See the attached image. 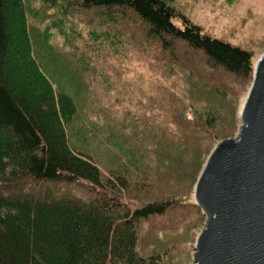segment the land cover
I'll return each mask as SVG.
<instances>
[{"label": "trees", "instance_id": "obj_1", "mask_svg": "<svg viewBox=\"0 0 264 264\" xmlns=\"http://www.w3.org/2000/svg\"><path fill=\"white\" fill-rule=\"evenodd\" d=\"M36 21L59 29L53 37L44 27L40 39L45 51H51L49 46L62 51L72 64L90 57L73 70L78 86L57 80L44 64L36 44L40 40ZM63 23L69 27L64 29ZM82 27H88L86 32ZM100 31L117 38L135 34L155 46L168 64L190 70L189 76L197 75L226 96L230 87L222 79L249 74L253 79L251 51L204 32L166 0H0V264H166L165 255L152 248V242L159 232L180 228L195 207V201L184 197L133 203L135 186L144 189V183L133 187L131 181L132 170L144 165L138 141L134 140L136 147L131 144L122 150L125 169L118 173L103 171L92 154L76 145L75 134L90 133V112L99 118V110L91 106L96 101L85 90L95 75L106 84L107 95L114 87L115 95L134 107L125 110V119L131 116L145 126L136 125L135 135L141 129L152 137L161 131L176 148L187 142L196 123V130H206V137L215 143L206 161L229 137H220L217 131L218 114L201 115L196 106L169 100L160 84L154 95L146 93L147 102L140 98L143 87V91H122L129 81L122 75L129 67L130 52L117 55L123 56L119 59L114 54L111 61L104 59L101 50L106 45ZM85 33L88 43L81 48L78 42ZM67 36L70 44L56 39L66 41ZM90 47L95 52L90 53ZM202 70L203 75L197 73ZM113 74L118 78L115 86ZM158 110L167 117H154ZM162 160L170 165L169 159Z\"/></svg>", "mask_w": 264, "mask_h": 264}, {"label": "rangeland", "instance_id": "obj_2", "mask_svg": "<svg viewBox=\"0 0 264 264\" xmlns=\"http://www.w3.org/2000/svg\"><path fill=\"white\" fill-rule=\"evenodd\" d=\"M166 1L175 8L177 13L185 15L193 23L200 25L204 32L251 51L255 65L259 58L264 55V0ZM65 23H63L64 29L68 26H65ZM36 24L34 29L39 34L37 35L38 39L41 38L40 35L44 27V31L48 35L54 37L59 34V29L55 24L51 23L44 26L40 21H36ZM123 26L119 24V28ZM82 28L84 31L88 29V27ZM66 33L69 34V32ZM100 34L104 37L103 45H106L105 49L101 50L104 59L107 58L108 61H111L113 54L116 56L126 55L125 53L130 52L127 53L129 67L124 68L122 75L129 81L128 85L122 86V91L127 93L129 90L134 92L144 90L140 98L145 99L146 93L154 95L158 92L156 86L160 84L163 89H166L167 93L170 92L175 95L174 98H171L164 91L169 100L196 106L201 115L203 113L212 116L218 114L219 121L217 120L216 122V128L220 132V137L227 138L229 136L228 138H236L239 132L242 108L253 82L251 74L239 79L234 77L222 79V83L228 85L227 88L230 87L228 88L229 96H226L214 85L208 86L207 82L197 79V75L189 76L190 70H183L180 65L172 66V64H168L160 57V52L155 46L148 44L133 33L118 38L117 36L114 37L113 33H106L109 35L106 36L104 32L100 31ZM59 37L56 38L57 41H61L59 44L63 43L65 45L72 42L68 36L69 40L66 41ZM82 40L78 42L81 48L88 43L86 33L83 35ZM36 44L40 56L44 58V64L52 70V73L56 74L54 75L53 73L54 77L57 80H66L68 85L72 83L73 87L78 86L76 81L80 82V80L77 79L78 74L73 70H76V67L82 63L87 64L91 60L90 57L84 58L79 63L76 60L75 64H72L68 61L66 53L62 51L53 50L51 46H49L51 51H45L42 39H36ZM54 47L57 48L56 45ZM110 48L113 50L108 52L107 49ZM54 51L58 52H56L59 56L57 61ZM89 52L93 53L95 50L90 47ZM71 55L73 56V54ZM75 57H77V54H75ZM121 57L123 56H119L118 59ZM100 62H102L101 59L99 60ZM203 72L204 70L197 73L203 75ZM85 73L87 77L91 78L90 72ZM65 74H69L72 81ZM71 76H74V80ZM110 79L114 86L117 85L115 84L118 80L117 75H111ZM233 85H235L234 88L231 87ZM103 87L105 88L103 92L97 90ZM141 87H143V90H140ZM107 88H110V86L107 85ZM86 89L90 93L91 101H96L91 106L97 107L99 118L92 115L94 111L90 112V122L87 127L90 133L88 132V135L75 134L73 140L76 145L92 154L103 171L117 169L118 173L125 169L123 151L133 147L131 144L136 147L134 142L136 140L141 143L138 150L140 155H142L144 165L140 169L132 170L131 181L133 187L139 182L144 183V186H141L144 189L140 190L135 186L131 198L139 203L154 199L160 200L166 197H184L195 201V186L206 164L209 148L215 144L210 140V137H206L208 132L206 130H196L197 124L193 123L190 128L191 137L188 136L187 142L183 143L184 141H182L176 148L173 147L175 142L169 140L161 131L154 135L153 133L155 132L148 128L152 131V137L151 135L147 136L144 129H141V133L135 135L136 125H142V122L132 119L131 116L128 120L125 119V110H134L129 100L124 97H117L114 87L111 88L112 91L108 93L110 95L108 96L106 94V84L102 83L97 75H95L92 82L87 84ZM145 102H147V99H145ZM104 107L111 108V112H105ZM153 116H159V119L167 117L166 112L160 110L156 111ZM161 145L164 147L161 148ZM170 150H173V152L168 156L167 152ZM162 158L164 160L169 159L170 165H165V162H162ZM127 199L132 200L130 198ZM134 201V204H138V202ZM205 220L204 214H202L201 209L195 203V207L193 205L183 225L174 231L165 230L159 232L158 239L152 242L151 247L157 248L160 253L165 255L166 264H192L194 245L198 235L204 228Z\"/></svg>", "mask_w": 264, "mask_h": 264}, {"label": "water", "instance_id": "obj_3", "mask_svg": "<svg viewBox=\"0 0 264 264\" xmlns=\"http://www.w3.org/2000/svg\"><path fill=\"white\" fill-rule=\"evenodd\" d=\"M206 220L192 264H264V55L236 138L210 153L194 190Z\"/></svg>", "mask_w": 264, "mask_h": 264}]
</instances>
